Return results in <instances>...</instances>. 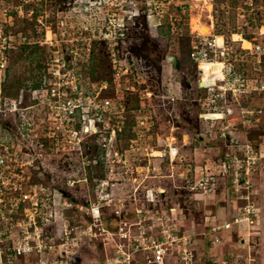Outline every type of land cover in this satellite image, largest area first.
Returning <instances> with one entry per match:
<instances>
[{
    "label": "rangeland",
    "instance_id": "rangeland-1",
    "mask_svg": "<svg viewBox=\"0 0 264 264\" xmlns=\"http://www.w3.org/2000/svg\"><path fill=\"white\" fill-rule=\"evenodd\" d=\"M130 1L0 0V58L7 59L0 67L2 94L9 90L13 97L23 88L24 104L35 105L30 87L39 73L47 72L42 61L47 64L57 49L70 60L76 57L80 90L115 97L112 88L100 89V80L106 78L110 86L118 71L125 86L133 88L125 95L122 114L108 124L96 123L100 132L86 131L63 144L50 137L42 156L23 165L25 181L37 186L41 200L32 220H44L47 226L41 228L49 237L63 236L62 249L77 252L83 264H140L151 250L135 252V246L151 247L162 235L171 241L175 233L190 236L198 255L206 258L227 244H240L225 240L220 248H211L214 224L248 203L242 196L255 203L258 194L260 204L264 194V94L234 80L219 82L230 93L238 85L243 108L233 103L232 121H222L229 115L200 118L211 109L198 101L209 89L198 86L205 79L200 81L191 64V41L197 33H223L239 72L259 81L264 78V55L258 58L248 47L250 41L264 45V0H138L140 11L150 8L153 14L149 19L137 15L136 23L130 17L135 2ZM121 24L128 26L126 37L112 51L104 34ZM202 24L210 27L209 33L202 32ZM220 68L208 66L214 73ZM249 109L255 111L246 116ZM249 143L257 168L248 175L242 171L249 183H242L239 193L232 179L244 162L233 155L246 158ZM209 176L213 180L206 191ZM0 197L9 203L13 195ZM15 212L29 221L24 210ZM235 234L227 239L241 240ZM259 244L257 238L244 242L258 262L254 248ZM121 252L130 258L122 261Z\"/></svg>",
    "mask_w": 264,
    "mask_h": 264
},
{
    "label": "built area",
    "instance_id": "built-area-1",
    "mask_svg": "<svg viewBox=\"0 0 264 264\" xmlns=\"http://www.w3.org/2000/svg\"><path fill=\"white\" fill-rule=\"evenodd\" d=\"M130 2H135L134 11L136 12H132L130 16L135 18V23L137 15L145 14L148 19L151 18L149 17L152 13L150 8H147L146 12L140 11L137 7L140 1L132 0ZM150 4L151 2L148 3V5ZM148 5L147 7H149ZM127 29L126 24H121V26H117L113 30L109 28L105 32L103 39L107 40V45L112 51L117 48L118 42L126 37ZM219 37L222 40L219 41ZM124 44L126 43L124 42ZM250 44L251 46L248 47L250 53L261 58L264 55V45L251 41ZM233 51L232 45L228 44L223 33L220 36H213L212 33L201 36L197 33L191 41V61L197 66L200 81L205 79L203 86H198L202 89L204 87L209 89L208 95L201 96L198 101L203 109L205 106L212 109L201 112L200 118L212 120L223 118L222 121H232L230 115L232 118L234 110L231 106L233 103H238L240 111L243 108L238 97V85L232 88L230 93L219 82L234 80L240 86L252 87L255 92L264 94V78H259V81L245 78V75L239 72V63L230 59ZM53 56L50 57L47 64L42 61L47 72L39 73L36 80L37 85L30 87L29 97L31 101L36 100L35 105L24 104L23 88L13 97L5 96L0 92V196L6 195V193L13 195L9 203L0 197V264H20L22 262L20 259L33 264L34 258H36L37 264H83L77 252L70 254L62 249L63 236L54 237L53 234L52 237H49L47 230L45 232L41 228L46 225L44 220H32L34 213L41 207V200H37L39 194L37 186L33 182L25 181L27 175L23 165H33L34 159L42 156V150H46V140H49L50 137H57L55 144H63L65 141L72 142L79 134L84 135L86 131L100 132L96 130V123L108 124L117 115L122 114L125 111V95L133 89L125 86V82L121 78L124 74L118 71L113 75L112 85L109 86L106 78L100 80V89L112 88L115 97L101 96L99 90L96 92L93 90L86 92L83 88L80 90L81 86L78 85V82H80L81 73L76 70V57L74 56V59L70 60L62 49H57ZM3 58H0V67L6 66L7 59ZM116 61V59L113 60L114 63ZM215 64L221 65L220 73H214L208 69L209 65ZM70 73L72 74L68 76V79L63 81V77ZM37 105H40L39 109L42 110L38 108L34 110L33 108ZM253 111L249 109L246 116ZM9 113H11L10 116ZM211 113L216 117H212ZM224 115H229V118L228 116L222 117ZM7 121L10 124H7ZM227 125L225 127H228ZM114 133L115 130L112 129L110 134ZM253 148L250 143L245 145L244 157L246 158L238 159L233 155V160L244 162L241 168H236L237 171L234 170L232 182H234L236 192L240 191L242 183H249L246 176H241L242 171L246 170L245 174L248 175L249 169L257 168V161L252 160L254 158L251 155L254 152ZM24 155L28 160L23 157ZM20 160L22 161L20 162ZM234 165L236 164L234 163ZM212 180L210 176L206 178L204 183L206 191H208ZM40 188L42 187L40 186ZM31 191H34L33 195L29 194ZM27 199L31 200L28 206L25 204ZM242 199L247 200L248 203L243 205L238 212H234L230 218H224L221 224H214L211 241L214 245L221 242L219 236L221 229H238L242 233V230L247 228L245 229L246 234L241 237L244 242L249 241L248 237L255 233L253 225L256 224V218H258V206L255 204L256 202L250 203L249 196H242ZM8 204L9 209H7ZM18 209L25 211L29 221L15 215V210ZM6 211L7 213H5ZM15 226L19 227L18 231L14 229ZM172 235L174 236L171 241L167 240L169 235L166 238H163L162 235V238L158 237L154 240L151 247L138 245L134 250L137 252L141 247L151 250V254L147 256V264H246L241 258L220 259L213 255L203 258L198 255L196 246H194L196 242L192 241L190 236L188 239L184 234L175 233ZM120 256L122 261L130 258V255L125 257V253L122 252ZM254 259L255 256L250 255L248 264H261ZM127 264H130V261Z\"/></svg>",
    "mask_w": 264,
    "mask_h": 264
},
{
    "label": "crops",
    "instance_id": "crops-1",
    "mask_svg": "<svg viewBox=\"0 0 264 264\" xmlns=\"http://www.w3.org/2000/svg\"><path fill=\"white\" fill-rule=\"evenodd\" d=\"M256 195H258V194H255V199H256L255 202H256V204L258 206V209H259L258 210V218H257L256 224L253 225L254 226L253 230H254L255 233L252 236L248 237V240H250V241L251 240H255V238H257V239L260 240V244L258 245L260 247H258V248L255 247L254 250L259 252L260 263L261 264H264V194H263V196L261 194V196L259 198L260 199L259 200L260 201V204H258V200H257L258 197L256 198ZM228 209L231 210L230 208H228ZM240 209H241V207H239V210ZM232 210H233V213L234 212L236 213V210L235 209H232ZM232 214L229 215V216H226L225 218H230L232 216ZM244 232H246V231H244ZM234 234L235 235H238V237H242L243 234H246V233H241L238 229L237 230H235V229H224L221 232H219V236L221 237V243L222 244H223V241L225 242V240H227V243L234 242V243H240V244L239 245L238 244L237 245H230V244L228 245L227 244L226 247L224 246L225 249H221L220 250V253L218 252L219 250L218 251H215L214 252L215 254H213V256H217L220 259H225V258H229V259L241 258L246 264H248L249 263V260H250V255L251 256H254L253 255V251L250 248H248L246 245H244V241H242L240 239H239V241H234V239H232V238L229 239L230 238L229 236L233 237ZM211 237H212L211 240H209L210 243H211V241L213 239V234H212ZM227 237H229V238L227 239ZM247 242H249V241H247ZM221 243H219V245L217 244L218 246L212 244L211 245V248H214V247L220 248ZM230 250H232V251H230ZM227 252H229V254H230V252H232V253L230 255H228ZM172 257H174V256H172ZM146 260H147V257H146ZM146 260L140 262V264H147ZM171 260H174V258L173 259L171 258ZM256 260L259 261L258 259H256ZM136 262H137L136 264L139 263V261H136ZM23 264H32V262L31 263H28V262L26 263L25 262ZM33 264H37L36 258H34V263Z\"/></svg>",
    "mask_w": 264,
    "mask_h": 264
},
{
    "label": "trees",
    "instance_id": "trees-1",
    "mask_svg": "<svg viewBox=\"0 0 264 264\" xmlns=\"http://www.w3.org/2000/svg\"><path fill=\"white\" fill-rule=\"evenodd\" d=\"M190 51H191V49H190ZM191 64L193 65L194 68L197 69V66H196L195 64H193V63H191ZM43 66H44V65L42 64V67H43ZM197 73H198V71H197ZM36 85H37V82L35 81V82L33 83L32 86H36ZM17 93H18V92H17ZM17 93H16V94H17ZM13 94H15V92H14ZM13 94H12V95H13ZM4 95H5V96H11V94L9 93V90H5ZM11 97H12V96H11ZM6 123H7V124H10L9 121H7ZM229 185H230V183H229ZM233 186H234V185H233ZM229 189H230V187H229Z\"/></svg>",
    "mask_w": 264,
    "mask_h": 264
},
{
    "label": "bare ground",
    "instance_id": "bare-ground-1",
    "mask_svg": "<svg viewBox=\"0 0 264 264\" xmlns=\"http://www.w3.org/2000/svg\"><path fill=\"white\" fill-rule=\"evenodd\" d=\"M199 27H200V26H199ZM202 27H203V28H202V29H203L202 32H204V30H205L207 33L210 32V27H209L208 25H207V26H206V25L203 26V24H202ZM200 28H201V27H200ZM200 28H199V29H200ZM203 34H204V33H203Z\"/></svg>",
    "mask_w": 264,
    "mask_h": 264
},
{
    "label": "water",
    "instance_id": "water-1",
    "mask_svg": "<svg viewBox=\"0 0 264 264\" xmlns=\"http://www.w3.org/2000/svg\"><path fill=\"white\" fill-rule=\"evenodd\" d=\"M199 86H202L201 82L199 83Z\"/></svg>",
    "mask_w": 264,
    "mask_h": 264
},
{
    "label": "clouds",
    "instance_id": "clouds-1",
    "mask_svg": "<svg viewBox=\"0 0 264 264\" xmlns=\"http://www.w3.org/2000/svg\"><path fill=\"white\" fill-rule=\"evenodd\" d=\"M138 16H139V15H138ZM192 63H193V62H192ZM17 94H18V93H17ZM17 94H16V95H17Z\"/></svg>",
    "mask_w": 264,
    "mask_h": 264
},
{
    "label": "flooded vegetation",
    "instance_id": "flooded-vegetation-1",
    "mask_svg": "<svg viewBox=\"0 0 264 264\" xmlns=\"http://www.w3.org/2000/svg\"><path fill=\"white\" fill-rule=\"evenodd\" d=\"M40 45H42V44H40Z\"/></svg>",
    "mask_w": 264,
    "mask_h": 264
}]
</instances>
